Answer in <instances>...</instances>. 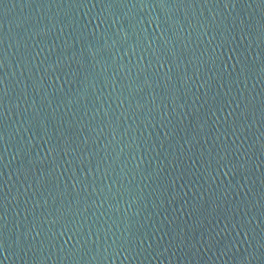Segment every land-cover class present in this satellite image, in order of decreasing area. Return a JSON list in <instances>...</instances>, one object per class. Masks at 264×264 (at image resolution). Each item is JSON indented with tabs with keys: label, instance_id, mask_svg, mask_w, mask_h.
I'll return each instance as SVG.
<instances>
[{
	"label": "water",
	"instance_id": "water-1",
	"mask_svg": "<svg viewBox=\"0 0 264 264\" xmlns=\"http://www.w3.org/2000/svg\"><path fill=\"white\" fill-rule=\"evenodd\" d=\"M0 264H264V0H0Z\"/></svg>",
	"mask_w": 264,
	"mask_h": 264
}]
</instances>
